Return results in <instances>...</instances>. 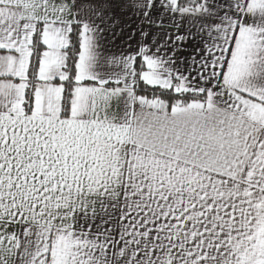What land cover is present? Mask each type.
<instances>
[{
	"label": "snow or ice",
	"instance_id": "obj_1",
	"mask_svg": "<svg viewBox=\"0 0 264 264\" xmlns=\"http://www.w3.org/2000/svg\"><path fill=\"white\" fill-rule=\"evenodd\" d=\"M0 264H264V0H0Z\"/></svg>",
	"mask_w": 264,
	"mask_h": 264
}]
</instances>
